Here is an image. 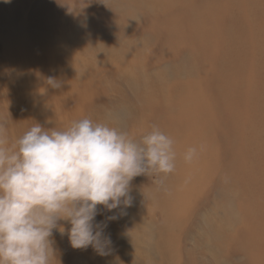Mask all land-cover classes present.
Masks as SVG:
<instances>
[{"label":"rangeland","instance_id":"374dc122","mask_svg":"<svg viewBox=\"0 0 264 264\" xmlns=\"http://www.w3.org/2000/svg\"><path fill=\"white\" fill-rule=\"evenodd\" d=\"M82 118L119 121L136 140L158 127L176 168L135 177L130 206H98L105 255L53 230L52 264H264V0H0L5 147L34 123ZM223 180L234 221L200 257Z\"/></svg>","mask_w":264,"mask_h":264},{"label":"clouds","instance_id":"9594fccd","mask_svg":"<svg viewBox=\"0 0 264 264\" xmlns=\"http://www.w3.org/2000/svg\"><path fill=\"white\" fill-rule=\"evenodd\" d=\"M6 143L0 126V264H52L53 230L66 234L73 249L91 246L105 255L111 240L106 223L95 219L98 206L109 212L130 206L135 177L167 176L176 167L169 135L154 126L136 140L112 119L82 118L62 130L34 123L13 147ZM196 155L188 148L183 158L190 163Z\"/></svg>","mask_w":264,"mask_h":264},{"label":"bare ground","instance_id":"6f19581e","mask_svg":"<svg viewBox=\"0 0 264 264\" xmlns=\"http://www.w3.org/2000/svg\"><path fill=\"white\" fill-rule=\"evenodd\" d=\"M189 52V51H188ZM184 62V61H183ZM187 64V63H186ZM182 66V64H181ZM187 66V65H186ZM179 67V66H178ZM188 68V67H187ZM219 72V71H218ZM185 73V72H184ZM218 78V76H217ZM215 79V78H214ZM220 79V78H219ZM225 81V80H223ZM214 82V81H213ZM219 84H217L218 86ZM222 85V84H221ZM229 85V84H228ZM211 86V85H210ZM213 88L212 86L210 87V89ZM215 89V88H213ZM220 89V88H219ZM217 91V90H216ZM213 92V91H212ZM215 93V92H214ZM213 93V94H214ZM216 94V93H215ZM220 94V93H218ZM212 97V96H211ZM216 97H219V96H216ZM221 97V96H220ZM214 98V97H213ZM222 98V97H221ZM211 99V98H210ZM213 100V99H212ZM220 102V101H219ZM218 102V103H219ZM217 103V104H218ZM232 103V102H231ZM226 105V104H225ZM223 106V105H222ZM217 107V106H216ZM219 107V106H218ZM222 109V108H221ZM198 110V109H196ZM228 110V109H227ZM192 113V112H191ZM221 113V112H220ZM193 115V114H191ZM194 116V115H193ZM197 117V116H195ZM223 120V119H222ZM228 121V120H227ZM206 124V123H205ZM189 125V124H188ZM202 125V124H201ZM206 126V125H205ZM193 127V126H192ZM201 127V126H200ZM204 127V126H203ZM187 128V127H186ZM194 128V127H193ZM202 129V128H201ZM184 130V129H182ZM196 130V129H195ZM179 132V130H177ZM190 131V130H189ZM206 131V130H205ZM197 132V130H196ZM207 132V131H206ZM205 132V133H206ZM187 133V131H186ZM203 133V132H202ZM182 134V133H181ZM185 134V133H184ZM200 134V133H199ZM204 134V133H203ZM202 134V136H203ZM208 135V134H207ZM190 137V136H189ZM197 137V136H195ZM198 138V137H197ZM205 139V138H204ZM199 140V139H198ZM203 141V140H202ZM200 142V141H199ZM198 142V143H199ZM197 143V142H196ZM201 143V142H200ZM206 143V142H205ZM188 145V144H186ZM192 146V145H191ZM207 146V144H206ZM190 147V146H188ZM187 147V148H188ZM210 147V146H209ZM205 148V146H204ZM202 148V149H204ZM181 148H179V151ZM200 149V148H199ZM199 151V150H197ZM201 151V150H200ZM204 151V150H203ZM206 151V150H205ZM202 152V151H201ZM209 152V151H208ZM204 153V152H203ZM210 153V152H209ZM202 155V154H201ZM207 155V154H205ZM177 156V155H176ZM183 156V155H182ZM199 156V155H198ZM197 156V157H198ZM204 156V155H203ZM179 157V156H178ZM181 157V156H180ZM201 156H199L200 158ZM196 158V157H195ZM204 158V157H203ZM198 159V158H197ZM209 160V159H208ZM193 161V160H192ZM203 162V161H202ZM177 163V162H176ZM192 163V162H190ZM208 163V162H207ZM210 163V162H209ZM180 164V163H179ZM187 164V163H186ZM196 164H197V161H196ZM184 165V164H183ZM191 165V164H190ZM190 165H187V166H190ZM198 165V164H197ZM196 165V166H197ZM204 165V164H203ZM223 165V164H222ZM186 166V165H185ZM184 166V167H185ZM229 166V165H228ZM235 166V165H233ZM179 167V166H178ZM231 167V166H230ZM176 168V167H175ZM187 168V167H186ZM204 168V167H203ZM207 168V167H206ZM229 168V167H228ZM200 169V167H199ZM209 169V168H208ZM207 169V170H208ZM226 169V168H224ZM230 169V168H229ZM232 169V168H231ZM230 169V171H232ZM235 169V168H234ZM177 170V169H176ZM180 170V169H179ZM178 170V171H179ZM197 170V169H196ZM227 170V169H226ZM225 170V171H226ZM175 171V170H174ZM199 171V170H198ZM228 171V170H227ZM244 171V170H243ZM180 172V171H179ZM196 172V171H195ZM229 172V171H228ZM233 172H236V171H233ZM182 173V172H181ZM184 173V171H183ZM186 173V172H185ZM203 173V172H202ZM220 173V172H219ZM177 174V173H176ZM232 174V173H231ZM234 174V173H233ZM174 175V174H173ZM201 175V174H200ZM178 176V175H177ZM221 176V175H220ZM232 177V176H231ZM230 175H229V178L231 179ZM233 178V177H232ZM190 179V178H189ZM222 179V178H221ZM228 179V177H227ZM191 180V179H190ZM184 181V180H182ZM232 181V180H231ZM224 182V180H223ZM222 182L221 186L218 187L217 189V192H220V202L218 203V205H215L213 207H211V210H210V214L205 218V224L209 226L208 230L206 231H203V235L202 236H199L196 238V249H198L199 251V256L201 257L202 254H204V252L208 251L209 250V243L212 241V239L214 240H217V239H220V238H223L225 237V235H227L230 231V228L233 224V221H234V217H235V212H234V208L232 207V200H231V196H232V193H233V185L230 184L229 181H225L224 183ZM178 183V182H177ZM197 183V182H196ZM220 183V182H219ZM236 183V182H235ZM179 184V183H178ZM234 184V183H233ZM235 185V184H234ZM235 187H237V185H235ZM188 188V187H187ZM237 189V188H236ZM257 190V189H256ZM190 191V190H189ZM194 191V190H193ZM188 193V192H187ZM216 193V192H215ZM213 194V193H212ZM217 195V194H216ZM247 195V194H246ZM252 195V194H251ZM217 198V197H216ZM177 201V200H176ZM175 201V202H176ZM220 219V220H219ZM219 220V221H218ZM222 220L221 223H219L220 221ZM257 232V231H256ZM253 242V241H252ZM254 245V244H253ZM216 246L213 248L215 249ZM212 249V250H213ZM203 256V255H202ZM216 259V257H214V260ZM223 262H220L219 264H221ZM225 264V263H224Z\"/></svg>","mask_w":264,"mask_h":264}]
</instances>
